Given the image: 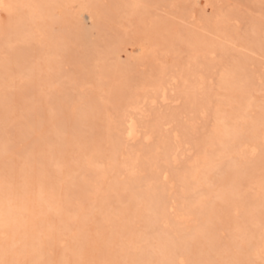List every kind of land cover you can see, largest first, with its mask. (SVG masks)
Wrapping results in <instances>:
<instances>
[{
	"label": "rangeland",
	"instance_id": "obj_1",
	"mask_svg": "<svg viewBox=\"0 0 264 264\" xmlns=\"http://www.w3.org/2000/svg\"><path fill=\"white\" fill-rule=\"evenodd\" d=\"M93 1L103 13L91 16L89 0H0V28L18 19L31 23L22 31L0 33V182L11 193L9 203L24 208L15 209L18 216L42 217L46 226L57 221V231L64 223L71 227L66 236L64 229L57 233L65 244L42 246L43 259L55 264L57 257H50L60 254L72 264H154L158 255L159 264L169 259L172 264H264L255 249L264 234V142L257 143L251 130L253 125L264 130V0ZM195 71L206 77L207 89L194 101L184 89ZM163 84L166 102L159 90ZM147 96L156 102L147 104L145 116L135 115L142 133L126 144L124 109ZM191 110H197L195 134L183 137L188 146L175 163L168 151ZM226 127L235 128L237 140ZM115 144L116 156L136 160L135 174L104 177ZM6 197L0 189V201ZM164 201L187 218L177 229L173 217L171 223L159 220ZM248 208L256 210L254 216ZM77 212L81 223L74 219ZM25 227L15 243L22 251L38 243ZM253 228L260 232L253 234ZM161 236L173 242L170 248L160 247ZM99 250L111 253L101 256ZM4 251L7 258L0 252V264H32L25 251Z\"/></svg>",
	"mask_w": 264,
	"mask_h": 264
},
{
	"label": "bare ground",
	"instance_id": "obj_2",
	"mask_svg": "<svg viewBox=\"0 0 264 264\" xmlns=\"http://www.w3.org/2000/svg\"><path fill=\"white\" fill-rule=\"evenodd\" d=\"M90 2H89V6H88V8L90 9V11H91V16H93L94 14H96V12H97V6H95V4L96 3H98V2H96L95 3V1H93V0H89ZM97 1V0H96ZM2 2V1H1ZM37 3H38V1H37ZM1 4H3V2L1 3ZM11 4V3H10ZM46 4H49L48 2H46ZM46 4H45V6H46ZM97 5V4H96ZM45 6H43V7H45ZM3 7V6H2ZM9 7H11V6H9ZM29 7V6H28ZM0 8H1V5H0ZM38 8V7H37ZM104 9V8H103ZM39 10V9H38ZM42 10V9H41ZM101 11H103L102 10V8H101ZM41 12V11H40ZM100 14L101 13H103V12H100V10L98 11ZM97 12V13H98ZM41 13H43V12H41ZM33 14V13H32ZM37 15V14H36ZM97 15V14H96ZM95 15V16H96ZM34 16V15H33ZM30 18H32V17H30ZM33 20H35V22H37L38 23V21L40 22V20H38L37 21V19H33ZM53 20V19H52ZM79 20H81V19H79ZM51 21V20H50ZM50 21H49V23H50ZM47 22H48V20H46V25H47ZM52 22V21H51ZM63 22V21H62ZM64 22H65V20H64ZM67 22V21H66ZM78 22V21H77ZM31 24L30 23V21H25V23H24V21H23V19H18V20H13V22H9L8 24H6V25H3L1 28H0V33L1 32H18V30H20L21 28H23V25L24 24ZM49 23H48V25H49ZM44 24V23H43ZM34 25V24H33ZM37 25H39V23L37 24ZM41 25V24H40ZM47 25V26H48ZM51 25V24H50ZM49 25V26H50ZM69 25V24H68ZM22 26V27H21ZM24 26H26V25H24ZM29 26V25H28ZM66 26H67V24H66ZM69 26H71V25H69ZM84 26V25H83ZM32 27V26H31ZM34 27H35V25H34ZM43 27V26H42ZM42 27L40 28V29H42ZM44 27H45V24H44ZM43 27V30L45 29ZM72 27V26H71ZM70 27V28H71ZM75 27V26H74ZM20 28V29H19ZM36 28H38V27H36ZM47 28V27H46ZM49 28V27H48ZM79 29L80 28H82V27H78ZM25 29V28H24ZM40 29H38L39 31H40ZM50 29V28H49ZM48 29V30H49ZM74 29V28H73ZM153 29V28H152ZM151 29V30H152ZM81 30V29H80ZM79 30V31H80ZM89 30V29H88ZM20 31H22V30H20ZM29 31H30V29H29ZM72 31V30H71ZM41 32V31H40ZM39 32V33H40ZM44 32H47V31H45L44 30ZM84 32V31H83ZM20 33H22V32H20ZM32 33H34V32H31V34ZM50 34V33H49ZM79 34V33H78ZM51 35V34H50ZM57 35V34H56ZM80 35H81V33H80ZM89 35H90V33H89ZM82 36V35H81ZM85 37V36H84ZM153 38H154V36H153ZM198 38V37H197ZM32 39V38H31ZM55 39V38H54ZM86 38H84L83 39V41H88V40H85ZM200 39V38H199ZM196 40V39H195ZM194 40V41H195ZM192 41V40H191ZM191 43V42H190ZM194 43V42H193ZM83 45H84V43H83ZM195 46V45H194ZM196 50V49H195ZM199 50V48L196 50V51H198ZM200 51V50H199ZM198 53V52H197ZM65 54V53H64ZM70 54V53H69ZM196 57H193L192 59L194 60ZM190 63V62H189ZM9 66V65H8ZM188 66V65H187ZM197 71H195V73H193V74H191V77L193 76V79H192V81H191V79H190V81H189V83H188V87L186 88V89H184L187 93H189V94H191V98L195 101V100H197L196 98L200 95V94H204V93H206V89H207V86H206V77L202 74V72H197ZM228 74V73H227ZM227 74H226V76H227ZM230 74V73H229ZM231 75H232V73H231ZM236 75V74H235ZM231 77V76H230ZM235 77H237V76H235ZM249 77V76H248ZM241 78V77H240ZM247 78V77H246ZM245 78V79H246ZM226 78L224 77V80H225ZM174 80H176L175 78H174ZM230 80H231V78H230ZM222 82H224V81H222ZM226 83H227V79H226ZM233 83V82H232ZM243 84V83H242ZM247 84V83H246ZM230 85H231V83H230ZM240 85V84H239ZM159 88V87H158ZM160 91H161V93H162V100L163 101H167L168 100V96H167V88H166V86L163 84L161 87H160V89H159ZM121 92V91H120ZM37 94V93H36ZM118 94V93H117ZM146 95V94H145ZM142 97V96H141ZM141 97H137L138 99H140ZM201 97V96H200ZM136 98V99H137ZM116 99H117V97H116ZM122 99V98H121ZM135 99V101L133 100V101H131V102H129L127 105H128V109L126 110V109H124V115H122V117H123V119H122V121H120V122H122L123 124H125V126H124V132L122 133V135H123V137H122V140H123V142H125L126 144H129V142H132V141H137L138 140V138L140 137V135H141V133H142V129L143 128H141L142 127V125L140 126L139 125V121H137L136 119H135V115H144L145 116V114L144 113H146V110H148L147 108H146V106H147V104H152V103H155L156 102V100H155V98H153V97H145L142 101L141 100H136ZM189 99V98H188ZM96 103V102H95ZM66 104H68V103H66ZM65 104V105H66ZM196 104H197V102H196ZM91 105V104H90ZM193 105V104H192ZM59 108H61V106L59 107ZM87 109V108H86ZM193 109V108H192ZM197 109V108H196ZM194 110V109H193ZM193 110H191L192 111V113L191 114H188V115H184V118H185V120H184V122H183V130L181 131L180 130V132L179 131H176L175 132V138H176V143L169 149V151H168V156L167 157H170V158H172L173 159V161L175 162V163H177L179 160H181V158L185 155V152L186 151H184V148L183 147H185V146H188V145H185V146H183V137H185V136H187V135H189V134H191L192 132H194V130H196V127H197V115L195 114V112L197 111H195L194 113H193ZM205 110V109H204ZM262 110V109H261ZM69 111V110H68ZM202 111V110H201ZM61 113L63 112V111H60ZM126 112V113H125ZM181 111H179V113H180ZM189 112V111H188ZM203 113V112H202ZM262 113V112H261ZM7 114V113H6ZM5 114V115H6ZM200 114V113H199ZM4 115V114H3ZM68 115V114H67ZM83 115V114H82ZM260 115V114H259ZM63 114H60L59 115V117L60 118H62L63 119ZM66 116V115H65ZM69 116V115H68ZM142 116H140V117H142ZM181 116V115H180ZM67 117V116H66ZM81 117V116H80ZM85 117V116H84ZM179 117V116H178ZM177 117V118H178ZM182 117V116H181ZM58 118V117H57ZM65 118V117H64ZM83 118V117H82ZM183 118V119H184ZM165 119V118H164ZM65 120H66V118H65ZM93 120V119H92ZM163 120V119H162ZM162 120H161V122H160V124H162L161 126H163V125H167V123H163L162 122ZM69 121V120H68ZM70 121H71V119H70ZM164 121V120H163ZM166 121V120H165ZM164 121V122H165ZM171 122V121H170ZM170 122H169V124H170ZM69 123V122H68ZM226 125V124H225ZM160 125H159V128L161 127ZM35 127V126H34ZM163 128H164V126H163ZM252 129V131H253V137H254V139H255V141L256 140H262L263 142H264V130L262 131V132H259V129H258V126H256V125H253V127H251ZM161 129V128H160ZM166 129H168V128H166ZM223 129V128H222ZM225 132H226V134H228V135H231L232 137H231V139H232V141H235V140H237L238 139V136L239 135H237L238 133H236L237 131L235 130V128L234 129H230V128H228V127H226V129H225ZM238 132H240V131H238ZM28 133V132H27ZM223 133V132H222ZM194 134H195V132H194ZM36 135V134H35ZM223 135V134H222ZM143 136H144V138L145 139H147V140H149L150 138H151V132L150 133H145V134H143ZM224 136V135H223ZM143 138V137H142ZM250 138H252L251 136H250ZM54 139V138H53ZM257 143H258V141H256ZM262 142V143H263ZM65 144H66V142H64ZM119 144V143H118ZM186 144H188V142L186 143ZM190 144V143H189ZM248 145V144H247ZM121 146V145H120ZM246 146V145H245ZM9 147V146H8ZM114 150H113V152H111V153H109V152H107V153H109V155H110V161H109V163L108 164H106L105 166H104V168H103V170L105 169V174L106 175H104V177H106L107 176V173L106 172H108L109 174L110 173H113V172H115V173H122V174H125V173H129V174H135L134 173V171H133V169L135 168V161H132L131 159H130V157H127L126 155L124 156L123 154L121 155V156H116V154L118 153V150H119V147L117 146V144H115L114 145ZM191 147V146H190ZM249 147V146H248ZM7 148V147H6ZM250 148V147H249ZM110 149H113V147L112 148H110ZM187 148H185V150H186ZM255 150V148H253V152L255 153L256 151H254ZM121 151V150H120ZM60 152V151H59ZM105 152V151H104ZM243 152V151H242ZM247 152V151H246ZM100 153H102V152H100ZM107 153H103V155L105 154H107ZM252 153V152H251ZM52 154V153H51ZM119 154V153H118ZM242 154V153H241ZM243 154H244V152H243ZM102 155V154H101ZM101 155H99L98 156V158L101 156ZM108 155V156H109ZM167 155V154H166ZM107 156V157H108ZM65 158V157H64ZM98 158L96 159V161L98 160ZM103 158V157H102ZM104 158H106V157H104ZM56 159V158H55ZM91 159H92V156H91ZM93 159H95V158H93ZM92 159V160H93ZM107 159V158H106ZM105 159V160H106ZM183 159V158H182ZM99 160H101V158H99ZM104 160V159H103ZM102 160V161H103ZM134 160V159H133ZM94 161V160H93ZM83 163V162H82ZM93 163V162H92ZM91 163V164H92ZM105 163V162H104ZM94 166V165H93ZM99 166V165H98ZM99 168V167H98ZM95 169V168H94ZM35 170V169H34ZM98 171H99V169H98ZM97 171V172H98ZM96 172V173H97ZM40 175V174H39ZM38 176V175H37ZM96 176V175H95ZM162 176V175H161ZM164 176V175H163ZM89 177V176H88ZM114 177H116V176H114ZM35 178V177H34ZM33 178V180L35 181L36 179H34ZM97 178V177H96ZM103 178V177H102ZM164 178V177H163ZM263 178V177H262ZM113 179V178H112ZM161 179V178H160ZM39 180V179H38ZM102 180V179H101ZM164 180V179H163ZM105 181H106V179H105ZM104 181V182H105ZM264 181V180H263ZM48 182V181H47ZM52 182V181H51ZM30 184L31 183H33V182H29ZM38 183V182H37ZM42 183V182H41ZM50 183V182H49ZM48 183V184H49ZM46 184V183H45ZM43 185V184H40V185H42V186H46V185ZM51 184V183H50ZM49 184V185H50ZM102 184V183H101ZM18 185V184H17ZM24 185V184H23ZM38 185H39V183H38ZM97 185V184H96ZM231 185H233V184H231ZM6 186V185H5ZM5 186H3L2 185V183L0 182V189L2 190V191H4V193L7 195V199L8 200H3V201H0V252H4V259H6L7 257H6V254L8 253H6L4 250L6 249V248H9V250H13L14 251V253L16 254H19V255H22V253H24V251L27 253V256H29L30 258V260L32 261V264H50V262H48L47 260H45V258L43 259V257H44V255L43 254H41V250L44 248V246L45 245H47V244H50V245H57L58 244V242L60 243H63V244H65V240L64 239H59L58 238V235H57V233H59L58 231H62V229H64V231H62L64 234L63 235H68L69 234V231H68V234H66L67 232V230L66 229H68L69 227H70V223H64V222H67L66 220H64V217L62 218V220H64V224H61L58 228H60V230L58 229V231H57V221L55 222V224L53 223V226L52 225H50V226H46V224H49L48 222H42V217L40 218L39 216V218H37L36 219V217L37 216H35V219H34V216H33V214H32V216H30V215H28V213L26 212V213H24L22 216L21 215H17L15 212H16V210L15 209H17V212L18 211H20V212H22V209H24L23 207H18V206H16L17 208H15V206L13 205V203L12 204H10L9 203V200L11 201L12 200V198H11V193H10V191L7 189V188H5ZM41 186V187H42ZM28 186H26V188H27ZM25 188V187H24ZM232 188V187H231ZM29 189H31L30 187H29ZM42 189V188H41ZM43 189H44V187H43ZM85 189V188H84ZM234 189H235V187H234ZM20 190V189H19ZM25 190H27V189H25ZM132 190V189H131ZM164 190V189H163ZM231 191L233 190V189H230ZM261 190H262V188H261ZM40 191H42V190H40ZM48 191V190H47ZM231 191H229V192H231ZM233 191H236V189L235 190H233ZM232 191V192H233ZM263 191H264V187H263ZM44 192H45V190H44ZM82 192V191H81ZM167 192V191H166ZM160 193V192H159ZM235 193V192H234ZM40 194V193H39ZM38 194V195H39ZM161 195V194H160ZM40 196H43V194H41ZM68 196V195H67ZM229 196V194L227 193L226 195H225V197L227 198ZM46 197V198H45ZM44 197V200L46 199V203H44L43 202V205L44 204H47V196H45ZM52 197H54V196H52ZM145 197V196H144ZM143 197V198H144ZM157 197V196H156ZM221 197V196H220ZM15 198V197H14ZM61 198V197H60ZM92 198V197H91ZM166 198H168V197H166ZM225 198V199H226ZM27 199H28V197H27ZM39 199V198H38ZM52 199V198H51ZM53 199H56V198H53ZM85 199H87V198H85ZM134 199V198H133ZM148 199V198H147ZM159 199V198H158ZM228 199V198H227ZM264 199V198H263ZM17 200V202H18V199H14V202ZM40 200V199H39ZM132 200V199H131ZM152 200V199H151ZM161 200V199H160ZM168 200V199H167ZM230 200H232V199H230ZM26 201V200H25ZM57 201V200H56ZM94 201H96V200H94ZM163 201V200H162ZM16 202V203H17ZM59 202V201H58ZM56 203V204H59L60 205V203ZM101 202V201H100ZM143 202V201H142ZM151 202H154V201H151ZM156 202V201H155ZM161 202V201H160ZM15 203V205H17ZM144 203H145V200H144ZM150 203V200H149V202H148V204ZM158 203V202H157ZM156 203V204H157ZM66 204V203H65ZM155 203H154V205H156ZM159 204V203H158ZM157 204V205H158ZM20 205V204H19ZM26 205V204H25ZM34 205V204H33ZM37 205H40V203H38ZM42 205V206H43ZM58 205V206H59ZM63 205H64V203H63ZM137 205V204H136ZM147 205V204H146ZM150 205V204H149ZM42 206H40V207H42ZM45 206V205H44ZM57 205H55V207H58ZM104 206H105V204H104ZM26 207H28L27 205H26ZM46 207V206H45ZM137 206H133L132 208H136ZM148 207V206H147ZM150 207H151V205H150ZM154 207H156V206H154ZM159 207V206H158ZM158 207H156V210L158 209ZM29 209L31 208L30 206L28 207ZM42 208H44V207H42ZM152 208V207H151ZM162 212H159V214L161 213V216H160V219H159V216H158V219L161 221V222H163V223H165L166 224V222H170L171 223V221H170V219H172L171 217H173L174 219H172V221H174V225L172 226V229H175L176 227H178V226H180V225H182V224H184V222H185V220L187 219L186 218V216L185 215H182L178 210H172V211H170V209L172 208V209H174V204H172V203H170L169 201H164L163 202V204H162ZM255 208V207H254ZM27 209V208H26ZM32 209V208H31ZM35 209V208H34ZM41 209V208H40ZM138 209V208H137ZM160 209V208H159ZM158 209V210H159ZM213 209V208H212ZM253 209V208H252ZM256 209V208H255ZM254 209V210H255ZM262 210L264 209V208H261ZM260 209V212L262 211ZM131 210V209H130ZM156 210L154 211V214H155V212H156ZM158 210H157V212H158ZM215 210V209H214ZM252 211L250 208H248L247 210L245 209V212H248V213H256L255 211L257 210H255V211ZM23 211H25V210H23ZM52 211V210H51ZM50 211V212H51ZM69 211V210H68ZM71 211V210H70ZM160 211V210H159ZM264 211V210H263ZM263 211H262V213H263ZM30 212L32 213V210H30ZM72 212V211H71ZM78 212H79V209H78ZM78 212H77V214H75L74 213V215H77V217H75L74 215H73V213H72V216H74L75 218V220H77L78 219V221H79V219H83V218H81L80 217V215L79 214H83L82 213V211H81V213H79L78 214ZM184 212V211H183ZM182 212V213H183ZM260 212H259V214H260ZM34 213V212H33ZM254 213H253V216H254ZM262 213H261V215H262ZM40 214V213H39ZM62 214V213H61ZM69 214V213H68ZM142 214V213H141ZM17 215V216H16ZM37 215V214H36ZM86 215V214H85ZM216 215H218V214H216ZM256 215V214H255ZM21 216V217H20ZM141 216V215H140ZM157 216L155 217V218H157ZM245 216V215H244ZM250 216V214H248L247 216H245V218H247V217H249ZM259 217H260V215H258ZM45 217H47V216H45ZM69 217H70V215H69ZM143 217V216H142ZM146 216L144 215V221L146 220V218H145ZM44 218V217H43ZM73 218V217H72ZM154 218V217H153ZM250 218V217H249ZM255 218H256V216H255ZM32 219V220H31ZM34 219V220H33ZM49 218H47V220H48ZM66 219V218H65ZM157 219V220H158ZM228 219V218H227ZM248 219V218H247ZM75 220H74V223H75ZM229 220V219H228ZM249 220V219H248ZM247 220V221H248ZM258 220H259V218H258ZM49 222H50V219L48 220ZM70 221H72V220H70ZM156 221V219L154 220V222ZM231 221H233V220H231ZM243 221H246V220H243ZM261 221L262 220H259V222H257V224L258 225H261L262 226V224H261ZM44 224V226H43V224ZM116 222V221H115ZM153 222V221H152ZM79 223H81V220L79 221ZM244 223V222H243ZM242 223V224H243ZM60 224V223H59ZM58 224V225H59ZM117 224V223H116ZM126 224V223H125ZM169 224V223H168ZM31 225V226H30ZM79 225H81V224H79ZM170 225V224H169ZM25 226H27L28 228L30 227L31 229H27L29 232L30 231H32V232H30V233H32V239L33 240H36V239H38V240H36V242H38V243H33L32 242V244H30L29 243V245H30V247H28V248H26V249H23V251L22 250H20V249H18L16 246H15V243H17V241L19 240V236H18V234L19 233H22L21 231H23V228L25 227ZM41 226L44 228H41ZM117 226H118V224H117ZM126 226H128L127 224H126ZM22 227V229H20ZM46 227V228H45ZM81 227V226H80ZM83 227V226H82ZM147 228H148V226H146ZM169 227V226H168ZM175 227V228H174ZM243 227H244V224H243ZM26 228V227H25ZM71 228V227H70ZM69 228V229H70ZM128 228H130L129 226H128ZM128 228H126V229H128ZM263 229H264V226L262 227ZM73 229H74V227H73ZM85 229V228H84ZM126 229H124V231L126 230ZM177 229V228H176ZM254 229V228H253ZM257 229H259V228H257ZM26 229H24V232H25V234L28 232H26L25 231ZM57 231V232H56ZM123 231V232H124ZM129 231H130V229H129ZM128 230H127V232H129ZM252 231V230H251ZM244 232V231H243ZM242 232V233H243ZM254 232V233H253ZM255 232L257 233V232H260V231H258V230H256V229H254L253 231H252V233L253 234H255ZM30 233H27V234H29L30 235V237H31V234ZM71 233V232H70ZM212 233V232H211ZM245 233V232H244ZM243 233V234H244ZM252 233H251V235H252ZM264 233V232H263ZM262 233V234H263ZM27 234H26V236H27ZM75 234V233H74ZM77 234H78V232H77ZM113 234V233H112ZM259 234V233H258ZM261 234V233H260ZM261 234V235H262ZM28 235V236H29ZM72 235H73V233H72ZM246 235V234H245ZM62 235H61V233H60V236L59 237H61ZM119 236V235H118ZM141 236V235H140ZM254 236V235H253ZM259 237H260V242L257 244L256 243V245H255V249H256V247H257V252H259V254L262 256V258L264 259V234H263V236L261 237L260 235H258ZM257 236V237H258ZM64 237V236H63ZM162 237V236H161ZM65 238V237H64ZM97 238V237H96ZM95 238V239H96ZM138 238V237H137ZM136 238V239H137ZM143 238H145V236H143ZM210 238H212V236H210ZM27 239H29L30 240V238H28L27 237ZM71 239V238H70ZM73 239V238H72ZM109 239V238H108ZM146 239V238H145ZM159 239H161V241H159L158 243H159V245H160V247H161V244H163L162 246L163 247H165L166 249L167 248H170L171 247V245L173 244V242L171 241H169V239H166V238H164L163 239V237L162 238H158V240ZM236 239V238H235ZM234 239V240H235ZM249 239H251V241H252V239L253 238H249ZM258 239V238H257ZM257 239H256V241H257ZM67 240V239H66ZM87 240V238L85 239V241ZM99 240V239H98ZM233 240V241H234ZM239 240V239H238ZM241 240H242V238H241ZM248 241V239L247 238H245L244 239V241ZM22 241V240H21ZM68 241H70L71 242V240H69V238H68V240H67V242ZM136 241V240H135ZM237 241V240H236ZM243 241V242H244ZM30 242V241H29ZM87 242V241H86ZM93 242V241H92ZM133 242H134V240H133ZM155 242H156V239H155ZM162 242V243H161ZM217 242V241H216ZM242 242V243H243ZM72 243V242H71ZM135 243V242H134ZM172 243V244H171ZM241 243V242H240ZM239 243V244H240ZM245 243V242H244ZM248 243H250V241H248ZM90 244H91V242H90ZM175 244H177V243H175ZM213 244V242H211L210 243V245H212ZM216 244V243H215ZM214 244V245H215ZM238 244V243H237ZM89 245V244H88ZM159 245H158V249H159ZM234 245V244H233ZM250 245H253V244H250ZM249 244H248V248H249V246H250ZM42 246H43V248H42ZM53 247V246H52ZM66 247H67V245H66ZM113 247V246H112ZM127 247V246H126ZM227 247H229V245L227 246ZM234 247V246H233ZM247 247V246H246ZM50 248V247H49ZM93 248V247H92ZM106 248V247H105ZM54 249V248H53ZM114 249V248H113ZM112 249V250H113ZM156 249V248H155ZM161 249V248H160ZM159 249V250H160ZM173 249V248H172ZM221 249V248H220ZM74 250V249H73ZM75 250H77V249H75ZM164 250V249H163ZM163 250H162V257H163ZM171 250V249H170ZM229 250V249H228ZM228 250L226 251V252H228ZM252 250V249H251ZM42 251H44V249L42 250ZM72 251V250H71ZM100 251L101 250H99V253L98 254H101V256L103 255H106V256H108L107 254H109V253H111L110 251H111V249H110V251L108 252V251H106V252H108L107 254H106V252L104 253V252H102V253H100ZM127 251V250H126ZM171 251H173V250H171ZM192 251V250H191ZM11 252V251H10ZM31 252H32V256H31ZM35 252H36V254H35ZM44 252H46V251H44ZM129 252V251H128ZM128 252H127V254H128ZM170 252V251H169ZM223 253H226L225 252V250L224 251H222ZM229 252H230V250H229ZM234 253V251H231V253ZM237 252V251H236ZM255 253H256V251H254ZM43 253V252H42ZM60 253V252H59ZM96 253V252H95ZM104 253V254H103ZM133 253H136V252H133ZM164 253H166V252H164ZM190 253V252H189ZM193 253V254H192ZM192 257H193V255H194V252L192 251ZM197 253H200V252H197ZM112 254H113V251H112ZM155 254V253H154ZM153 254V255H154ZM167 254H169L168 252H167ZM209 254V253H208ZM219 254H221V252L219 253ZM229 254V253H228ZM3 255H1L2 257H3ZM23 255H25V254H23ZM42 255H43V257H42ZM51 255V254H50ZM59 255V256H58ZM57 256H54V259H52L51 257H50V259H51V261L52 260H54L55 261V258H56V261H55V264H72L71 262H67V261H65V259H64V255H60V254H58ZM78 255H80L79 254V252H78ZM83 255V254H82ZM190 255V254H189ZM197 255V254H196ZM195 255V257H197ZM225 255V254H224ZM232 254H229V257L231 256ZM259 255V256H260ZM52 256V255H51ZM75 256H77V255H75ZM99 256V255H98ZM110 256H111V254H110ZM113 256V255H112ZM169 256H171V253L169 254ZM191 256V255H190ZM201 255L199 254V258L201 259V257H200ZM2 257H0V259H3ZM100 257V256H99ZM114 257V256H113ZM138 253L136 254V255H132L131 257H130V261L131 262H133V261H135V260H137L138 258ZM159 256L157 255V256H155V258L153 259L152 258V260H153V263L154 264H159L161 261V257L160 258H158ZM173 257V256H172ZM222 257H224L223 255H222ZM225 257H228L227 255L225 256ZM236 257V256H235ZM16 258V257H15ZM67 258V257H66ZM75 258H77V257H75ZM160 259V260H158V259ZM70 259V258H69ZM101 259H103L104 260V258H101ZM100 259V260H101ZM114 259V258H113ZM112 259V260H113ZM195 259V258H194ZM198 259V257L196 258V260ZM231 259V258H230ZM235 259H237V258H235ZM25 260H27V259H25ZM72 260V259H71ZM78 260V258L77 259H75V261H77ZM147 260V259H146ZM149 260V259H148ZM162 260H163V258H162ZM173 260V259H172ZM172 260H168V262L170 261H172ZM192 260V259H191ZM196 260H194V262L196 261ZM16 261V260H15ZM53 261V262H54ZM74 261V262H75ZM79 261V260H78ZM164 261V260H163ZM162 261V262H163ZM3 262H7V261H3ZM30 262V261H29ZM115 262V261H114ZM114 262H112V263H114ZM136 262V261H135ZM134 262V264H136ZM149 262H150V260H149ZM169 262V263H170ZM196 262H198V261H196ZM195 262V263H196ZM77 262H75L74 264H76ZM116 263V262H115ZM128 263V262H127ZM168 263V264H169ZM173 262H171V264H172ZM53 264V263H52ZM77 264H79V262L77 263ZM82 264V263H81ZM109 264H110V262H109ZM149 264V263H148Z\"/></svg>",
	"mask_w": 264,
	"mask_h": 264
}]
</instances>
